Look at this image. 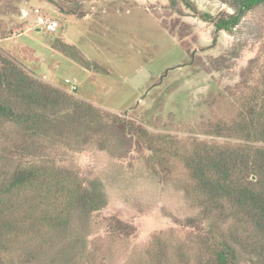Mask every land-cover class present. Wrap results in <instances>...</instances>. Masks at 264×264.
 I'll return each instance as SVG.
<instances>
[{
  "label": "rangeland",
  "instance_id": "374dc122",
  "mask_svg": "<svg viewBox=\"0 0 264 264\" xmlns=\"http://www.w3.org/2000/svg\"><path fill=\"white\" fill-rule=\"evenodd\" d=\"M51 1L19 0L11 7L0 0V51L71 98L61 119L75 127L50 132L35 154L46 153L82 186L98 181L107 204L86 223L80 214L70 218V236L61 235L39 264H127L129 253L141 255L148 244L174 247L185 233L204 232L186 223L198 211L185 199L183 180H170L182 177L181 165L150 170L144 131L187 143L211 140L204 125L225 121L229 91L250 65L259 70L262 64L264 7L227 32L216 31L213 21L234 12L230 0ZM39 17L58 23L54 35L37 27ZM56 40L75 46L92 70L54 50ZM7 133L10 152L23 134ZM2 148L0 170L19 159ZM81 235L84 247L74 250L70 241Z\"/></svg>",
  "mask_w": 264,
  "mask_h": 264
},
{
  "label": "trees",
  "instance_id": "16d2710c",
  "mask_svg": "<svg viewBox=\"0 0 264 264\" xmlns=\"http://www.w3.org/2000/svg\"><path fill=\"white\" fill-rule=\"evenodd\" d=\"M3 1L12 7L19 0ZM228 3L234 12L213 21L216 31L229 32L247 12L264 7V0ZM170 4L175 5L174 0ZM56 31L45 30L49 36ZM51 46L92 70L75 46L63 40ZM261 61L259 70L254 62L229 91L228 106L225 98L218 99V105L226 106L227 116L225 121L204 125L202 134L211 140L194 138L187 143L177 136L144 131L150 170L181 165L182 177L170 180L174 184L183 180L185 199L198 211L186 223L202 225L205 230L198 235L185 233L174 247L148 244L141 255L129 253L127 264H264V56ZM70 104L71 98L36 81L0 51L1 152L19 158L15 165H3L0 170V264H39V255L51 249L61 235L70 236V218L80 214L86 223L107 204L98 181L82 186L46 153L35 154L52 139L50 132L68 127L61 116ZM70 127L75 126L70 124L67 132ZM9 128L23 134L10 152L4 145ZM82 236L70 241L74 250L84 247ZM58 254L64 256L66 251L60 249Z\"/></svg>",
  "mask_w": 264,
  "mask_h": 264
},
{
  "label": "built area",
  "instance_id": "2783aa9c",
  "mask_svg": "<svg viewBox=\"0 0 264 264\" xmlns=\"http://www.w3.org/2000/svg\"><path fill=\"white\" fill-rule=\"evenodd\" d=\"M37 27H43L47 32L54 33L58 28V23L54 20H47L43 17L37 19ZM71 89L74 90L75 87L71 86Z\"/></svg>",
  "mask_w": 264,
  "mask_h": 264
}]
</instances>
